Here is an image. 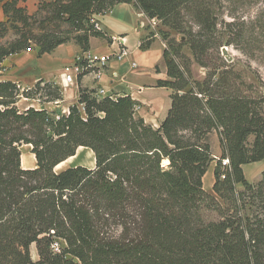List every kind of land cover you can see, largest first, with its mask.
<instances>
[{"label":"trees","instance_id":"trees-1","mask_svg":"<svg viewBox=\"0 0 264 264\" xmlns=\"http://www.w3.org/2000/svg\"><path fill=\"white\" fill-rule=\"evenodd\" d=\"M226 1L43 0L33 14L20 0L3 3L0 38L14 36L0 43V71L9 56L34 47L42 55L74 41L89 50L91 37L107 38L93 15L124 2L183 34L179 45L189 44L207 71L195 79L179 48L164 49L168 78L158 86L172 93L159 127L130 95L100 97L83 87L91 68L78 74V101L60 115L18 107L37 93L42 103L61 100L56 82L23 89L0 78V264H264V171L251 183L243 169L264 160V95L251 94L220 56ZM25 144L34 168L22 166ZM80 146L93 150L95 166L56 171ZM214 161L210 193L203 178Z\"/></svg>","mask_w":264,"mask_h":264},{"label":"crops","instance_id":"crops-1","mask_svg":"<svg viewBox=\"0 0 264 264\" xmlns=\"http://www.w3.org/2000/svg\"><path fill=\"white\" fill-rule=\"evenodd\" d=\"M5 1L11 0H3L0 3V20L2 21L7 19L3 9ZM41 1L43 0H20L19 5L27 8L31 13L37 10ZM96 21L107 38L91 37L89 50L101 54H111L122 48H127L128 55L123 60H113L105 66H93L89 72L84 74L81 85L95 89L100 97L130 95L139 103L138 114L147 123L159 127L170 108L172 91L167 87L158 86V81L167 79L168 74L164 58L165 45L157 33L149 36L151 32L149 26L155 27L157 23L143 12L138 11L132 3L125 2L114 5L106 13L96 15ZM148 39H150V45L143 48L142 43ZM81 51V47L74 41L60 44L52 52L42 55L39 54V48L34 47L5 59L4 67L0 71V78L18 82L27 88L34 86L40 79L56 82L61 86L63 95L61 100L39 103V106L32 103L28 104L25 109L29 106L50 108L46 106L48 104L52 105L51 109L54 111L62 109L63 113H67L69 107L78 101L80 85L77 76L71 82L65 80L64 68L73 63L74 57ZM32 102L38 101L32 99ZM82 147L85 149H81ZM81 151L88 156L87 164L90 165L87 166L94 167L96 159L94 160L93 150L80 146L74 156L78 157ZM220 152L219 145L218 149L216 148V154L218 155ZM31 153L26 160L21 158L24 168H34L37 165L35 155L33 156ZM80 164L86 166L84 163ZM261 166L264 167V160L243 165L245 175L249 177ZM32 255L36 260L38 255L35 245H32Z\"/></svg>","mask_w":264,"mask_h":264},{"label":"rangeland","instance_id":"rangeland-1","mask_svg":"<svg viewBox=\"0 0 264 264\" xmlns=\"http://www.w3.org/2000/svg\"><path fill=\"white\" fill-rule=\"evenodd\" d=\"M26 11L29 14L34 13H30L27 8ZM156 23L155 27L153 25L149 26L151 28L150 34L153 35L154 33H157L158 37L163 41L165 48H167L171 54L176 52L174 48H179L180 54L185 56L180 60L183 62L184 60L189 62L194 78L202 80L205 77L207 70L196 62L189 44L186 43L179 45L180 43L185 42V36L176 30L165 27L159 20ZM58 24L59 23H53L50 26L52 27ZM219 29L223 30L226 38L224 44L220 47V56H222L227 63L231 64L229 69L232 70L233 73L239 74L246 85L251 86L249 87V92L251 94L255 96L264 95V2L261 0H227L225 2V7L220 9ZM60 30H69V28L66 24H62ZM13 36V33L9 32L6 37L0 38V43H5L13 38ZM228 41L230 43L226 45V42ZM223 47L228 48V56L223 54ZM230 58L231 60H229ZM21 86L23 89H30L23 87V85ZM39 94L40 93H37L34 98L22 96L19 100L18 107L21 110H24L28 104L32 103L39 106V103H42L39 99ZM32 99H37L38 102H32ZM46 106L50 107L47 108L49 111H54L51 109L52 105L46 104ZM262 106L264 111V103ZM55 114H63V110H57L55 111ZM209 137L213 145V152L215 156L218 157L220 154H216V148L218 149L219 147V137L216 132H212ZM22 152L27 153H23L24 160H26L27 156L31 153L30 150L28 151L29 153L26 151V146H23ZM32 155L34 156V154ZM82 156L86 158L87 154L85 153ZM93 157L95 160V153ZM84 161L85 159L81 157L73 160L72 163L65 162L59 167L57 165L56 171L59 172L68 166H74V164L84 163L86 166L90 165ZM164 164L166 163L164 162ZM215 166L216 161L211 164L203 178L204 188L210 193H214L213 185L215 183ZM263 169V166L260 168L258 167L257 170L253 171L252 175H249V177L246 175L248 181L251 183L258 182L262 177ZM207 218L216 219L217 214L214 211H209L207 212Z\"/></svg>","mask_w":264,"mask_h":264},{"label":"built area","instance_id":"built-area-1","mask_svg":"<svg viewBox=\"0 0 264 264\" xmlns=\"http://www.w3.org/2000/svg\"><path fill=\"white\" fill-rule=\"evenodd\" d=\"M152 20L155 22L158 21L157 19ZM91 21L93 24H95L96 27L100 28L96 21V15H93ZM127 55V48H122L119 51L113 52L111 54H101L98 52H94L93 50L81 51L74 57L73 63L65 66V80L67 82H71L75 79L76 76L78 77V74L82 73L84 70L92 68L95 65L105 66L113 60H123ZM54 245L58 247L57 243Z\"/></svg>","mask_w":264,"mask_h":264},{"label":"bare ground","instance_id":"bare-ground-1","mask_svg":"<svg viewBox=\"0 0 264 264\" xmlns=\"http://www.w3.org/2000/svg\"><path fill=\"white\" fill-rule=\"evenodd\" d=\"M25 146H26V151L28 152L30 149H31V145H29V144H25ZM30 148V149H29ZM81 149H85L84 147H82ZM31 151V150H30ZM24 153V152H23ZM29 153V152H28ZM24 154H27V153H24ZM24 154H23V156H24ZM83 154H85V153H82V151L79 153V155H78V157L76 156H71L70 157V161L69 162H73V160H76V159H79V158H84L85 159V161L84 162H87L88 160V156L85 158L84 156H82ZM22 156V157H23ZM73 158V159H72ZM90 158L92 159V155L90 156ZM68 159L66 160L67 162H68ZM66 161H64V162H62V163H60L59 165H58V167L60 166V165H62L63 163H65ZM165 163L167 162L168 163V161H164Z\"/></svg>","mask_w":264,"mask_h":264},{"label":"water","instance_id":"water-1","mask_svg":"<svg viewBox=\"0 0 264 264\" xmlns=\"http://www.w3.org/2000/svg\"><path fill=\"white\" fill-rule=\"evenodd\" d=\"M222 52H223V54L226 55V56L229 55V54H228V48H227V47H223V48H222ZM229 60H231V58H230Z\"/></svg>","mask_w":264,"mask_h":264}]
</instances>
